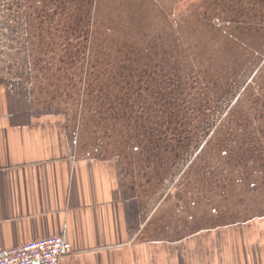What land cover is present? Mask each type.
Returning a JSON list of instances; mask_svg holds the SVG:
<instances>
[{
    "label": "rangeland",
    "instance_id": "374dc122",
    "mask_svg": "<svg viewBox=\"0 0 264 264\" xmlns=\"http://www.w3.org/2000/svg\"><path fill=\"white\" fill-rule=\"evenodd\" d=\"M99 54L119 70L95 73ZM136 72L162 97L176 76L174 108L118 113L87 89ZM0 80L110 164L148 241L264 216V0H0Z\"/></svg>",
    "mask_w": 264,
    "mask_h": 264
},
{
    "label": "crops",
    "instance_id": "0c3cea01",
    "mask_svg": "<svg viewBox=\"0 0 264 264\" xmlns=\"http://www.w3.org/2000/svg\"><path fill=\"white\" fill-rule=\"evenodd\" d=\"M73 148L64 123L34 118L0 80V252L62 236L71 252L61 264H264V216L148 241L110 164Z\"/></svg>",
    "mask_w": 264,
    "mask_h": 264
},
{
    "label": "trees",
    "instance_id": "16d2710c",
    "mask_svg": "<svg viewBox=\"0 0 264 264\" xmlns=\"http://www.w3.org/2000/svg\"><path fill=\"white\" fill-rule=\"evenodd\" d=\"M80 27H83L82 25ZM69 24L66 27V32H64L61 36H64V34L69 35ZM70 41V40H69ZM99 60L103 61V64L105 65H99L100 68L97 70L96 68V72L102 73L103 70H106L107 68H109L110 66L108 65H113L114 67H116V69L119 70V64L118 61H109L108 56L106 55H101L99 54ZM94 69V68H93ZM110 71V70H109ZM108 71V72H109ZM135 71V70H133ZM136 71H138V68L136 69ZM93 72V71H92ZM94 73V72H93ZM121 73V72H120ZM137 76L132 77V79L130 80L129 83V87H125V85H123L124 83H119L121 81H123V78L120 76L117 77H112V80L114 83L109 82L110 84H108L109 80H106L105 78H101L102 81H97L95 82L94 79V85L98 84V86H90L87 89H92L93 90H97L100 95V98L103 100L106 98L107 103L111 104L113 106H118V108L120 110H118V113H126V111H130L131 108L132 110L137 109L141 104H143L145 102V100L148 102L147 103H152L153 101H156V103H159V107H163L168 105V108H170L171 106H175L176 100H177V89H176V82L177 80H175L176 76H172L169 78H167L166 83L169 85L168 88H165V90L169 89L167 92H164V97H162V91H159V87L160 85H162L161 83L158 82L157 79H149L146 77H142L141 73L136 72ZM114 75H118L117 71L115 72ZM126 79V78H124ZM174 79V80H173ZM124 86V87H122ZM121 89V90H118ZM125 89V90H124ZM112 91L111 93H106V91ZM117 90V91H115ZM91 92L89 90H86V93ZM118 95L119 99L116 100L117 102H114V99L116 98L115 96ZM142 96V97H141ZM139 97V101L136 102L135 98ZM104 103H106V101L104 100ZM131 106V107H130ZM130 107V108H129ZM129 108V109H128ZM171 109V108H170ZM173 111V110H172ZM133 112H137V110L133 111Z\"/></svg>",
    "mask_w": 264,
    "mask_h": 264
},
{
    "label": "built area",
    "instance_id": "2783aa9c",
    "mask_svg": "<svg viewBox=\"0 0 264 264\" xmlns=\"http://www.w3.org/2000/svg\"><path fill=\"white\" fill-rule=\"evenodd\" d=\"M70 252L62 236H51L0 252V264H61Z\"/></svg>",
    "mask_w": 264,
    "mask_h": 264
}]
</instances>
